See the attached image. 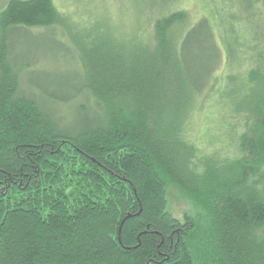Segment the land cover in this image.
Wrapping results in <instances>:
<instances>
[{"label": "trees", "instance_id": "1", "mask_svg": "<svg viewBox=\"0 0 264 264\" xmlns=\"http://www.w3.org/2000/svg\"><path fill=\"white\" fill-rule=\"evenodd\" d=\"M79 25L53 0L0 10V264H264V59L229 72L231 34L176 10L148 36L139 20L129 41L144 46L111 54L96 29L82 75L32 78L68 50L31 42ZM211 109L206 152L197 122ZM171 190L192 208L181 220Z\"/></svg>", "mask_w": 264, "mask_h": 264}, {"label": "rangeland", "instance_id": "2", "mask_svg": "<svg viewBox=\"0 0 264 264\" xmlns=\"http://www.w3.org/2000/svg\"><path fill=\"white\" fill-rule=\"evenodd\" d=\"M7 0H0V10L4 7ZM262 1V0H261ZM260 0H253L248 2L246 0H53L57 10L64 16H69L70 21L79 23L77 32L72 34L73 39L70 37H61V32L47 31L43 32L40 38L31 42L36 46L45 47L57 46L56 43H63L68 51L60 53L61 56L51 62L40 61L32 70L31 77L40 79L41 75L50 76H64L65 78L73 74H83L82 60L85 62L87 59L83 54V49L92 48L89 45L92 41L85 40L88 36L99 34L96 29L103 28L101 34L104 37H110L109 49L106 48L111 54H117L126 49H136L139 46H144L137 37L134 41H129V38H134L137 27L142 25V32L145 36L149 34V28L152 23L160 16H164L172 11L182 10L189 16L192 24H195L200 18L208 19L218 34V38L222 34H228L227 50L224 46L222 51V59L226 60L229 64V72L238 71L241 65L245 62L254 63L256 59H264V55L257 57L256 53L249 54V57L244 53L239 52L238 47L257 43L258 48L264 52V13L263 5ZM254 2V3H253ZM261 11H260V10ZM140 20V25H139ZM81 22V23H80ZM97 22V23H95ZM89 23L88 25H84ZM76 26V25H75ZM74 28V27H73ZM242 31L243 37L246 42H240L236 45L237 37L236 32ZM96 34V35H97ZM126 35L127 38H126ZM131 36V37H130ZM124 38L126 41H124ZM220 41L222 40L219 38ZM94 39L93 42L94 43ZM224 41V40H223ZM235 41V42H234ZM22 45L19 46L18 52L21 55L26 54L25 42L21 41ZM235 45V46H234ZM122 46V49H121ZM257 48V49H258ZM246 49H249L246 47ZM74 55L76 58L72 60ZM228 54V55H227ZM87 66V65H86ZM217 110L211 109L209 114L201 116V120L197 122L200 128V146L206 152L217 150ZM207 131H211L207 137L203 135ZM203 131V133H202ZM201 136V137H200ZM234 140L236 135L233 136ZM230 139V138H229ZM229 139H225V144L230 143ZM228 140V141H227ZM236 143V142H235ZM234 156L236 152L233 149ZM168 209L172 216L181 220L184 213H191L192 208L190 204L180 196L175 190H171L167 195Z\"/></svg>", "mask_w": 264, "mask_h": 264}]
</instances>
